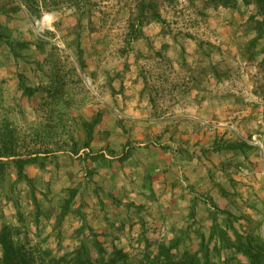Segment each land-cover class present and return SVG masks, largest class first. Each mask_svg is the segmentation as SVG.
Here are the masks:
<instances>
[{
    "label": "trees",
    "instance_id": "trees-1",
    "mask_svg": "<svg viewBox=\"0 0 264 264\" xmlns=\"http://www.w3.org/2000/svg\"><path fill=\"white\" fill-rule=\"evenodd\" d=\"M165 1L168 4L176 2V0ZM203 3L204 9L226 11V21L231 24L234 35L237 36L239 32H242L249 37L246 41L242 35L237 36L238 41L230 44L238 49V54L234 58L258 62L259 57L264 55V0H203ZM38 4V0H0V14L11 17L21 12L22 5H25L28 8L26 10L29 18L33 20L40 16L37 15ZM237 12L245 17L240 24L235 21ZM153 21L162 24L163 30L172 34L173 42L180 52L177 63L181 75L187 80L185 90L179 92L180 97L187 94L193 87L204 90L206 80L214 79L216 82H221L232 76L235 70L232 64L224 63L223 65L221 61L213 62L212 60L217 54L223 56L222 46L209 39H199L193 35H182L181 38L180 35L173 34L161 13L159 0H139L138 13L130 23L128 39L130 48L135 41L145 38L156 56L164 53L160 49L153 48L150 38L146 37L142 30L145 24ZM17 35L10 32L8 27L0 25V69L15 65L22 97H38L45 92L46 95L40 102L41 106L47 109L45 120L48 123H44L43 128L38 127L33 131L29 130V134H27L28 131L23 134L20 115H23L24 106L16 95L8 96L6 81L0 77V218L3 219V224L0 226V264H264V232H262L264 200L257 201L256 197L254 200H249V206L256 214L261 215L257 220L253 219L252 214L239 216L229 209H220L212 198L206 195L204 197L213 207L209 210V220H211L209 229H184L170 240L151 239L147 235V229H142L137 237L132 235L133 240H137L138 237L141 238L138 240H143V249L139 251L142 252L141 254L138 255L135 248L127 251L115 243L109 248L87 220V214L84 212L87 205L86 196L95 195L102 210L106 209L107 204L104 199L111 195L105 192L100 173L102 168L108 167L105 165L106 162L111 163L106 154L118 157V160L123 163L130 159L135 145L129 141L120 155L110 145L95 151L94 142L99 139L97 131L104 113L99 111L91 117H86L80 112V117L74 119L70 109L74 105L75 96L65 81V75L61 74L57 68L54 71V77L51 76L46 83L38 86L28 85L20 65L23 62L25 64L29 62L33 51V41ZM185 38L193 39L197 43L200 51L199 58L204 61L200 65L201 68L195 69L197 72L193 70L187 59V49L182 40ZM230 45H227L225 51L227 55H232ZM207 59L210 60L209 64L205 63ZM78 63L84 71L85 62L81 57L78 58ZM258 65H264V57ZM228 98L239 100L237 96L231 94ZM77 127L83 131L82 134L77 135ZM173 140L170 139V143ZM35 143H38L40 147H37ZM50 143L60 145L59 151L66 150L72 153L74 159H79L80 168L84 174L85 191L77 186H68L56 194L52 191L51 181L47 182V189L38 186L37 178L31 176L28 171L30 166H37L42 172H48L54 168V173L63 167L58 157L51 156L52 150L45 149L47 145L50 146ZM209 146V149L202 148L200 153L213 151L226 155L223 173L232 188L219 186L221 194L233 203V198L237 194L233 174L245 160L255 155L257 147L246 139L223 137L215 138ZM161 147L165 148V145ZM178 149L184 154L195 156L197 153L192 154L182 146ZM74 159L70 157L71 164ZM50 165L52 166L49 168ZM91 187L92 189H89ZM88 190L91 192L88 193ZM205 198L203 203L207 204ZM198 200L196 197L192 202L190 218L196 216ZM114 203L118 206L122 204L119 200ZM6 204L15 207L16 211L10 216L11 218L5 216L3 208ZM126 209L130 211V205H126ZM69 215H73L79 222L74 227L79 243L73 250L63 251L59 255L57 250L47 247L46 244H48V238L54 237L57 240V248L61 247L65 229H68L65 224ZM142 218L144 221L145 217ZM106 220L110 222L108 216ZM48 223H51L52 228L50 234L34 244L28 235L30 226L35 224L39 233H42ZM113 223L111 221L110 225ZM119 227L122 231L125 222H122ZM22 229H24L23 233ZM110 232L113 236V231ZM154 232L158 234L157 231ZM192 232L198 239L195 251L187 246V243L190 244L192 240ZM182 244H185L183 249L180 248ZM242 256L246 260H242Z\"/></svg>",
    "mask_w": 264,
    "mask_h": 264
},
{
    "label": "rangeland",
    "instance_id": "rangeland-1",
    "mask_svg": "<svg viewBox=\"0 0 264 264\" xmlns=\"http://www.w3.org/2000/svg\"><path fill=\"white\" fill-rule=\"evenodd\" d=\"M38 2L37 15H40L38 18H35L36 14L34 13L35 19H30L26 10L28 8L22 5L23 10L20 19H18L17 25L20 32L33 41L30 60L26 64L21 61L23 63L20 65V69L23 71L28 85L31 86L46 83L47 79L51 76L54 77L56 68L65 75V81L75 96L74 105L70 109L74 119L80 117V112L86 117H91L99 111L104 113L97 132L99 139L94 142L95 151L110 145L120 155L124 146L129 143L130 116H135L137 112L141 113L140 109L143 107L140 106L136 97H132L133 92L140 94V100L142 97L148 100L146 108L149 107V114L152 113L151 117L155 119L168 112L181 113L184 110L182 108L187 109V112L183 113H197L198 107L184 105V107H180V105L178 107L174 104V100L180 97V91L185 90L187 80L180 73L177 63L180 59V52L173 42L172 34L165 32L162 24L153 21L145 24L142 29L146 37L150 38L153 48L164 52L161 56L155 55L145 38L135 41L130 48V44H128L130 23L138 13L139 0H38ZM203 5V0H176L173 4L159 0L161 13L170 25L173 34L180 35L181 38L182 35H193L199 39L206 38L221 45L218 37L226 30V26L222 24V20L226 19V11L213 8L204 9ZM48 12L54 14L55 22L52 26L53 29L46 33L44 39L35 33L34 23ZM220 39L227 42L228 37L226 36L225 39L220 36ZM182 40L186 49L188 42L195 43L190 38ZM228 40L230 41V39ZM189 47L192 48L191 44ZM225 47L226 45L223 46V48ZM80 57L85 62L84 71L81 70L78 63ZM226 65H230V63L227 62ZM254 65L253 67L240 65L239 68L244 69L241 72V78L230 80L234 86L227 83L228 78H226V82L222 81L219 85L214 86L215 95L228 97L231 94L237 96L239 100L215 104L212 107L213 111L210 110L209 113L203 107V113H201L205 115L209 124L199 128L197 132H195L196 130L191 132V126L188 134L191 136L190 141L198 140L199 147L205 145L202 143H207L206 141L211 143L213 138L237 139L236 137L245 135L244 139L255 145L258 151L246 161L247 169L243 170L246 188L248 187L246 191L251 190L249 193L254 194L257 201H262L264 200V152H261L259 147L264 148V65ZM16 71L17 68L12 65L10 68H3L1 75L6 81L8 96L16 95V98H20V102L24 106L25 114L23 112V115H20V121L23 134L26 131L29 134V130L43 128L44 123H48L45 120L47 109H44L40 102L46 94L43 92L38 97H22L19 88L20 80ZM120 120L122 122H119ZM165 125L159 124L152 128L151 132L155 133V136L152 137L154 139L145 138L139 141L153 140L159 146L167 145L170 143L171 132L164 131ZM113 127L114 130L111 129ZM140 131L144 134V130ZM82 133L83 131L77 127V135ZM158 133L163 134V138L159 139ZM35 144L40 147L38 143ZM58 146L60 145L50 143V146L47 145L45 149L52 150L51 156L58 157L63 167L54 173V168L48 172H42L37 166H30L28 168L30 175L37 178L40 188L47 189V182L51 181L53 183L52 191L56 194L68 186H77L80 187V190L85 191L84 174L80 168L79 159H74L71 152L59 151ZM70 157L74 159L72 164ZM212 159L213 161L219 160L216 155H211ZM218 175L221 173L217 172L216 177ZM88 191V193L91 192ZM91 196V194L86 196L87 205L93 209L86 211L87 220L98 225L100 229L95 230L100 234V239L109 248L115 243L128 251L131 247L135 248L137 250L135 252H138V255L141 254L142 252L139 251L143 249V240H138L140 237L133 240V236L137 237L138 232L141 233L142 229H123L121 231L114 229V224L110 225L111 221H116L111 217H109L110 222L101 218L97 220L95 216V210L99 211L95 208V205L98 204L97 197ZM8 205L3 209L10 217L16 210L13 205ZM250 213H253V219L257 220L261 217L254 211ZM116 215L115 210L113 216ZM69 221L68 229H65L66 233L61 241V247L57 248V240L54 237L48 238V244H46L47 247L50 246L57 250L59 255L63 251L73 250L79 243L74 233L77 222L73 220L72 216ZM30 227L28 235L34 244L46 238L47 234L49 235L51 232V229H44L42 233H39L35 224ZM156 230L147 229V235L155 239L163 238L162 234L166 233L168 229H159L158 235L153 236L152 233H155ZM23 231L24 229H22V233ZM262 232H264V226ZM172 235L170 234L169 237ZM164 237L166 238L165 235ZM131 242L132 246H130ZM241 259L246 260L243 256Z\"/></svg>",
    "mask_w": 264,
    "mask_h": 264
},
{
    "label": "crops",
    "instance_id": "crops-1",
    "mask_svg": "<svg viewBox=\"0 0 264 264\" xmlns=\"http://www.w3.org/2000/svg\"><path fill=\"white\" fill-rule=\"evenodd\" d=\"M20 14L21 12L11 15V17L0 14V25L8 27L10 32L15 35L18 34L17 36L19 37H25L24 33L20 32V28L17 25L18 19L21 17ZM244 19L245 17L239 14V12L235 14V21L238 24L242 23ZM222 24L226 26V30L224 33H220V36H223L225 39L227 36L228 39H230V41L227 39V42H224V40L220 39V36L218 37L222 48L224 45H226L225 48H227L232 42L238 41L240 35H242L246 41L249 39V37L245 36L242 32L237 34L239 37L234 35L232 33L231 24H229L226 19L222 20ZM26 38L28 40L30 39L29 37ZM189 44H191L192 48L189 47ZM187 45V59L192 65L193 70H197V68H201L200 65L202 62L204 63V61H201L199 58L200 51L197 43L188 42ZM230 46L232 55H227L225 52L226 49L223 48V56L217 54L212 60L213 62L221 61L223 64L229 62L235 67L232 76L229 77L228 80H223V82L226 80L228 84L234 86L231 83L232 78H241V72L244 70L239 68L240 65H249L253 67L255 66L254 64H258V62L261 61L264 55L259 57L258 62L239 60L238 58L235 59L234 57L238 54V49L237 47H233V45ZM209 62V59L205 61L206 64H209ZM1 74L2 69H0V77L4 79ZM220 83H222V81L216 82L214 79L206 80L204 90L193 87L187 94L174 100L175 106L178 107L179 105L180 107H198L196 114L183 113L187 112V109L182 108L184 110H182L181 113L168 112L158 119L151 117L152 113L149 114V107L148 109L146 108V106H148V100L143 97L140 100L139 93H132V97H136L140 102V106H143L140 109L141 113L137 112L135 116H130L129 135L130 141L135 145V148L131 152L130 159L123 163L118 160V157L106 154L107 159L111 160V163L109 164V162H106L105 165L108 167L102 168L100 173L105 192L111 196L104 199L107 204L104 210H102L97 200L98 204L95 205V208L99 209V211L95 210L97 220L100 218L105 220L106 216L113 218L116 220L112 221L114 222L113 224H115L114 229H119L122 222H125V227L123 229H157V233H159V229H168L166 233L162 234L163 238H158V240H170L184 229H209L211 225L209 210H212L213 207L210 206L207 201L208 199L204 197L206 195L211 197L213 202L217 204L220 209H229L239 216L241 214H253L250 213L254 210L249 206V200H254L255 195L249 193L251 190L246 191L248 187L246 188V178L243 171L247 169V160H245L242 166L240 165L233 174L236 180L237 194L233 198L234 202L232 201L233 203H231L221 194L219 186L222 185L223 187L232 188V185H230V182L227 181L223 173L226 155L213 151H208L205 154L200 153L202 148L209 149V145H211L214 138L211 140V143L210 141H206L207 143H202L205 145L200 147L198 145V140H189L191 136H189L188 132H190L191 128V132H193V130L197 132L199 128L209 124V121L205 119V115L202 114L203 107L206 108V112L209 113L210 110L213 111L212 107L215 104H221L223 101H234V99H228L226 96L219 97L215 95L214 86ZM132 104L134 103L132 102ZM159 124H166V127L163 128L164 131L167 133L171 132L169 139L174 140L167 144H170V147L165 145V148H163L164 146H159L153 140L139 141L145 138L154 139L152 137L155 136V133L151 132V130ZM114 127L111 129L114 130ZM140 130H144V134L140 133ZM158 135L160 136L159 138H163L164 136L160 133H158ZM236 138L244 139L245 135H240ZM180 146L192 154L195 152L198 154L196 153L194 156L188 153H181L178 149ZM211 155H216L219 160H211ZM217 172L221 173L218 177H216ZM196 197L199 199L196 216L195 218H190V209ZM204 198L207 204L203 203ZM118 200L122 203L119 204V206L114 203ZM10 205L11 204L8 206ZM126 205H130V211L126 209ZM5 206H7V204ZM88 210L93 209L86 205L84 212ZM115 210L117 215L113 216ZM5 216L9 218L6 212ZM71 216L73 220H76L73 215H69L65 225L70 222L69 218ZM142 217H145L144 221H142ZM76 222L77 226L79 222L77 220ZM89 223L94 229H100L98 225L92 224L93 222L89 221ZM2 224L3 219L0 218V226ZM46 226V229H52L51 223H48ZM170 234H173L172 237H169ZM152 235L155 236L158 234L152 233ZM151 238L155 239L154 237ZM191 239V242H189L190 244L187 243V246H189L192 251H195L197 249L198 239L193 232L191 234ZM130 246H132V244H130ZM180 248H185V244H182ZM131 250H133L132 247L129 251Z\"/></svg>",
    "mask_w": 264,
    "mask_h": 264
},
{
    "label": "built area",
    "instance_id": "built-area-1",
    "mask_svg": "<svg viewBox=\"0 0 264 264\" xmlns=\"http://www.w3.org/2000/svg\"><path fill=\"white\" fill-rule=\"evenodd\" d=\"M55 22V16L53 13L48 12L44 14L40 19H37L34 23V31L35 33L42 37L46 38V33L49 30H52L53 23ZM259 146V145H258ZM261 152H264V148L262 146L259 147ZM263 170H264V163H263Z\"/></svg>",
    "mask_w": 264,
    "mask_h": 264
}]
</instances>
